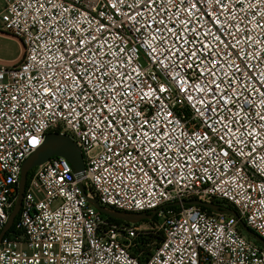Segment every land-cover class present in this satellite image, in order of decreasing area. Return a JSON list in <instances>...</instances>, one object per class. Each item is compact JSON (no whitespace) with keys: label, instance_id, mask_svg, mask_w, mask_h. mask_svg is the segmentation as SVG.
Wrapping results in <instances>:
<instances>
[{"label":"built area","instance_id":"built-area-1","mask_svg":"<svg viewBox=\"0 0 264 264\" xmlns=\"http://www.w3.org/2000/svg\"><path fill=\"white\" fill-rule=\"evenodd\" d=\"M145 4L0 0L23 47L0 62V235L48 133L85 163L81 178L64 157L32 170L0 264H264L240 226L264 240V0ZM90 201L159 211L113 222Z\"/></svg>","mask_w":264,"mask_h":264},{"label":"water","instance_id":"water-1","mask_svg":"<svg viewBox=\"0 0 264 264\" xmlns=\"http://www.w3.org/2000/svg\"><path fill=\"white\" fill-rule=\"evenodd\" d=\"M53 157L66 158L72 165L73 171L76 174L77 178L82 177L85 170V163L80 148L66 134L55 133V132L48 133L45 137L44 143L36 151H34L23 163L17 201L10 215L9 221L5 225V228L0 235V243L7 234V232L10 231V229L12 228L20 212L29 174L32 172V170L44 164ZM90 202L93 203L104 215L110 218H114L121 221H127V222H141L144 220L153 219L155 214L159 211V210H154L150 214L111 212L101 207L96 201H90ZM183 204L189 206L203 207L213 212L232 215L238 218V213L235 210L231 208L223 207L218 204L205 203L197 200L185 201L183 202ZM172 205L177 206L180 205V203H175ZM240 226L242 230L250 238H252L255 242L259 243L262 247H264V240L261 237L257 236L254 232H252L242 221H240Z\"/></svg>","mask_w":264,"mask_h":264},{"label":"rangeland","instance_id":"rangeland-1","mask_svg":"<svg viewBox=\"0 0 264 264\" xmlns=\"http://www.w3.org/2000/svg\"><path fill=\"white\" fill-rule=\"evenodd\" d=\"M1 26L0 22V62L17 63L23 54L22 44L10 33L4 32Z\"/></svg>","mask_w":264,"mask_h":264},{"label":"snow or ice","instance_id":"snow-or-ice-1","mask_svg":"<svg viewBox=\"0 0 264 264\" xmlns=\"http://www.w3.org/2000/svg\"><path fill=\"white\" fill-rule=\"evenodd\" d=\"M152 2H153V0H146L145 7L150 6ZM173 46L175 47V45H173ZM195 54H196L195 52H191V53H189V56H192V55H195ZM181 55L183 56V53H181ZM213 74H214V73H213ZM57 87H59V85H58ZM45 91H49V89H45ZM52 95H53V98L56 97V93H55V92H53ZM65 107H69V108H71V109L74 111L76 106H75V105H67V104H65ZM102 107H103V106H102ZM87 118H88V117L85 116V119H87ZM262 119H264V117H262ZM100 123H103V121L101 120ZM113 134H115V133H113ZM145 135H147V133H145ZM138 139H139V137H138ZM127 140H131V135H127ZM127 140H126L125 142H127ZM31 143L35 144V143H36V140L33 139V140L31 141ZM120 146H122V145H118V147H120ZM148 148H154V145H152V144H148V145L146 146V149H145V150H147ZM156 156H157V160H152V161H151V163H152L153 165H155L158 161H160V154H159V153H156ZM160 162L162 163V161H160ZM165 167H167V166L165 165Z\"/></svg>","mask_w":264,"mask_h":264},{"label":"trees","instance_id":"trees-1","mask_svg":"<svg viewBox=\"0 0 264 264\" xmlns=\"http://www.w3.org/2000/svg\"><path fill=\"white\" fill-rule=\"evenodd\" d=\"M31 177V174L28 176V181H29V178ZM202 209L203 210H207L208 212H211V210H208V209H206V208H203L202 207ZM108 219L110 220V221H113V222H120V220H117V219H114V218H110V217H108ZM152 239H153V236L151 237ZM160 239H161V237H160ZM149 240H151V239H149ZM148 240V241H149Z\"/></svg>","mask_w":264,"mask_h":264},{"label":"crops","instance_id":"crops-1","mask_svg":"<svg viewBox=\"0 0 264 264\" xmlns=\"http://www.w3.org/2000/svg\"><path fill=\"white\" fill-rule=\"evenodd\" d=\"M2 64H4V65H10V64H12V63H3V62H1Z\"/></svg>","mask_w":264,"mask_h":264}]
</instances>
